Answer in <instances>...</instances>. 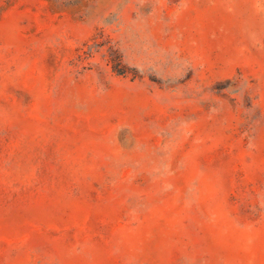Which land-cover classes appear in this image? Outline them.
Here are the masks:
<instances>
[{
  "label": "rangeland",
  "instance_id": "374dc122",
  "mask_svg": "<svg viewBox=\"0 0 264 264\" xmlns=\"http://www.w3.org/2000/svg\"><path fill=\"white\" fill-rule=\"evenodd\" d=\"M0 264H264V0H0Z\"/></svg>",
  "mask_w": 264,
  "mask_h": 264
}]
</instances>
